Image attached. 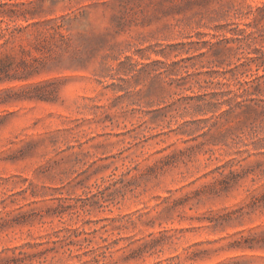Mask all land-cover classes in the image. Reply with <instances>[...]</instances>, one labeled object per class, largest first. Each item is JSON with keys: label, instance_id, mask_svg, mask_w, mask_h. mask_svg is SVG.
<instances>
[{"label": "rangeland", "instance_id": "obj_1", "mask_svg": "<svg viewBox=\"0 0 264 264\" xmlns=\"http://www.w3.org/2000/svg\"><path fill=\"white\" fill-rule=\"evenodd\" d=\"M15 2L0 264H264V79L241 113L225 73L264 53V0ZM237 25L230 67L204 55Z\"/></svg>", "mask_w": 264, "mask_h": 264}, {"label": "trees", "instance_id": "obj_2", "mask_svg": "<svg viewBox=\"0 0 264 264\" xmlns=\"http://www.w3.org/2000/svg\"><path fill=\"white\" fill-rule=\"evenodd\" d=\"M17 5H19V3L15 2V0H0L1 7L11 8ZM10 12L8 17L0 13V40L4 41V44L0 45V49L13 40L14 32L19 29L16 24H14L13 27L9 26V22L15 23L16 21V18L12 15L14 14V10L11 9ZM1 24H6L7 26L4 28ZM245 25L248 26V24ZM231 34L232 38H227L226 36L217 37L215 35V41L203 42V44L208 48V52L204 55H211L214 57V61H217L219 65L227 64L230 67L232 65V62H229L228 58L229 54L233 51V48L228 47L227 44L230 43V41L232 42L234 40L239 42V44L244 43L246 46H252L251 43L256 40L253 32L248 31L247 29L240 28L239 25L234 28L233 33ZM238 49H241V45L240 47H238ZM261 57H264V53L261 54ZM261 57H248L245 62H241V59H238L239 64L235 63V68L225 72L231 73V78H228V81L232 80L234 82L237 90V92H234L236 101L237 98L245 97V95L250 92L251 88L260 87V85L262 84L264 74H260L259 70L260 68H263L264 72L263 65H257V68L253 69V64L257 60H262ZM14 70H16V68L12 63V58L9 55H3V53L0 52V83L14 80V76L16 75V73L13 74V72H15ZM232 92L233 91L229 93ZM229 100L233 101L232 98H230ZM210 105L216 104L211 103ZM244 106L245 105L242 102L237 101L236 107L239 110H242L241 113L245 112V110L243 109ZM241 243V246L244 249H248L251 251H260L264 254V232L251 239H243V242Z\"/></svg>", "mask_w": 264, "mask_h": 264}]
</instances>
